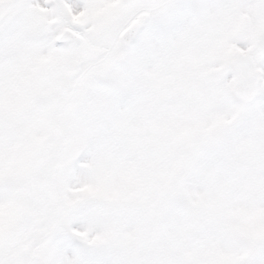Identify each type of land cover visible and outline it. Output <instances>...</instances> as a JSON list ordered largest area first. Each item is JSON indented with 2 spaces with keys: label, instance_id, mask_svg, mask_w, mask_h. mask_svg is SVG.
I'll list each match as a JSON object with an SVG mask.
<instances>
[{
  "label": "snow or ice",
  "instance_id": "obj_1",
  "mask_svg": "<svg viewBox=\"0 0 264 264\" xmlns=\"http://www.w3.org/2000/svg\"><path fill=\"white\" fill-rule=\"evenodd\" d=\"M93 9L0 0V146L14 102L36 150L28 175L0 179V264H264V163L254 161L247 197L222 176L195 212L169 206L156 258L143 230L135 250L108 239L144 219L114 194L130 186L143 210L158 206V184L136 158L166 131L196 129L217 150L264 127V0H119L108 20ZM65 142L59 159H40Z\"/></svg>",
  "mask_w": 264,
  "mask_h": 264
},
{
  "label": "rangeland",
  "instance_id": "obj_2",
  "mask_svg": "<svg viewBox=\"0 0 264 264\" xmlns=\"http://www.w3.org/2000/svg\"><path fill=\"white\" fill-rule=\"evenodd\" d=\"M118 2L119 0H94L93 14L108 20L115 15ZM40 11L47 13L46 9ZM68 11L71 12V9ZM84 16L85 13H78L73 19L79 21ZM13 56L17 57L18 54L13 52ZM21 71L20 64L14 65V85ZM9 113L11 118L3 129L4 143L0 146V179L16 183L22 176L29 174L36 160V150L18 118V108L14 102L9 108ZM196 143H200V149L189 162L188 168L184 169V163L190 159L185 156L186 147ZM204 145L198 130L173 128L166 131L151 149L141 152L136 162L148 169L157 182L161 193L156 202L158 206L143 210L139 197L130 186L123 196L114 194L115 199L127 200L129 211L137 218L143 215L144 219L128 232L114 233L108 239L123 244L130 251L135 250L138 244L136 236L143 230V251L147 253L146 258L152 260L159 255L162 240L171 227L165 210L173 203L187 206L195 212L221 187L218 180L222 176L235 177V190L241 197H247L248 182L252 176L250 162L264 163V127L254 123L240 139L227 138L223 147L217 150ZM69 147L70 142H65L51 153L43 151L40 159L45 162L59 159L62 151L68 150ZM177 182L179 193L173 196L171 190ZM46 188L54 201L63 199L64 193L59 178L51 176L46 182Z\"/></svg>",
  "mask_w": 264,
  "mask_h": 264
},
{
  "label": "trees",
  "instance_id": "obj_3",
  "mask_svg": "<svg viewBox=\"0 0 264 264\" xmlns=\"http://www.w3.org/2000/svg\"><path fill=\"white\" fill-rule=\"evenodd\" d=\"M187 148V150H185V156L187 157V158H190V159H188V161H186L185 163H184V169H186V168H188V165H189V162L191 161V160H193L194 159V156L196 155V153H197V151L200 149V143H196V144H193V145H189V146H187L186 147ZM188 149L191 151H188ZM190 152V153H189ZM178 192V182L175 184V186L172 188V190H171V195H173V196H177V194L179 193H177ZM180 196V195H179ZM181 197V196H180ZM183 198V197H182ZM185 199V198H184ZM185 202V201H184ZM190 206H192L191 204H190Z\"/></svg>",
  "mask_w": 264,
  "mask_h": 264
},
{
  "label": "water",
  "instance_id": "obj_4",
  "mask_svg": "<svg viewBox=\"0 0 264 264\" xmlns=\"http://www.w3.org/2000/svg\"><path fill=\"white\" fill-rule=\"evenodd\" d=\"M128 30H129V28H128V29H126V30H125V32H127Z\"/></svg>",
  "mask_w": 264,
  "mask_h": 264
}]
</instances>
